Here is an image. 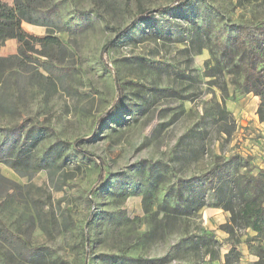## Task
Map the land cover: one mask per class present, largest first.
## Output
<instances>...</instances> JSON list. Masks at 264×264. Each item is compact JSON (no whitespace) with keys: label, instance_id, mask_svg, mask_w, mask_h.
Returning <instances> with one entry per match:
<instances>
[{"label":"rangeland","instance_id":"1","mask_svg":"<svg viewBox=\"0 0 264 264\" xmlns=\"http://www.w3.org/2000/svg\"><path fill=\"white\" fill-rule=\"evenodd\" d=\"M183 1L36 4L46 26L0 70V264L224 262L231 212L211 175L264 172L260 101L238 88L229 37L264 27V0ZM255 235L236 231L243 259Z\"/></svg>","mask_w":264,"mask_h":264},{"label":"trees","instance_id":"2","mask_svg":"<svg viewBox=\"0 0 264 264\" xmlns=\"http://www.w3.org/2000/svg\"><path fill=\"white\" fill-rule=\"evenodd\" d=\"M47 1L12 0L11 4H8L6 0H0V48L4 46L7 40H15L20 46L28 47L29 40H32L33 36L23 31L21 23L25 22L34 26L45 27L46 23L36 18L35 14L38 12L36 4L47 3ZM179 2L180 0H176L175 3ZM183 3L191 5V0L187 2L184 0ZM184 6L179 5L180 8ZM150 15V11H139L141 18H148ZM128 29L126 28L122 33L126 34ZM48 41L52 42L53 40L49 38ZM229 41L239 51L240 59L242 60L243 80L238 84V88L245 95L253 94L258 97L260 104L256 115L264 124V27L237 26L235 28V35L229 37ZM110 44L109 42L102 49L99 56V60L105 71L110 70L106 62L107 46H110ZM223 51L226 55L232 53V50L228 47H223ZM14 58L16 56H0V70H3L5 64ZM114 79L117 91L116 105L121 98H124L125 94L117 77ZM110 113L111 111H108L102 118L107 117ZM98 162L102 166L104 165L103 161L98 160ZM97 178L99 184L104 183L103 170H101ZM243 179L245 182H238L227 175L222 182L214 185V175H211L210 182L208 183V189L213 190L218 199H223L227 194L223 209L224 211L231 212L228 219L229 223L221 226V230L229 235V245L231 246L230 250L224 255V262L222 264L239 263L241 257L237 251L239 242L238 236H235V233L236 231L247 229L256 233L253 238H249L244 242L248 250L251 252L252 246H250V243L257 241L258 245L255 248V252L252 253L257 258V261L252 264H264V172L260 171L255 176H248V178ZM3 231L6 230L1 224L0 234Z\"/></svg>","mask_w":264,"mask_h":264},{"label":"crops","instance_id":"3","mask_svg":"<svg viewBox=\"0 0 264 264\" xmlns=\"http://www.w3.org/2000/svg\"><path fill=\"white\" fill-rule=\"evenodd\" d=\"M12 0H6L7 3H11ZM21 28L23 29V31H25L27 34L31 35L32 34H38L40 33V28L38 26H34V25H30L27 24L25 22L21 23ZM14 43H16L15 40H7L4 43V46H2L0 48V56L2 57H6L9 53H11V49L12 46L14 45ZM243 256H245L246 258L243 259V257H241V261L238 264H248V263H255V261H257L256 257L251 256L248 252L246 251H242Z\"/></svg>","mask_w":264,"mask_h":264},{"label":"water","instance_id":"4","mask_svg":"<svg viewBox=\"0 0 264 264\" xmlns=\"http://www.w3.org/2000/svg\"><path fill=\"white\" fill-rule=\"evenodd\" d=\"M188 0H185V2H187Z\"/></svg>","mask_w":264,"mask_h":264}]
</instances>
